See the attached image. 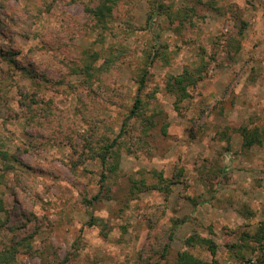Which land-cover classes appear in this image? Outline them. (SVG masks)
I'll list each match as a JSON object with an SVG mask.
<instances>
[{"label": "rangeland", "instance_id": "1", "mask_svg": "<svg viewBox=\"0 0 264 264\" xmlns=\"http://www.w3.org/2000/svg\"><path fill=\"white\" fill-rule=\"evenodd\" d=\"M100 2L0 0V250L33 235L14 264H175L183 251L264 264V0H117L106 29ZM187 68L202 78L178 97L168 76ZM144 76L157 125L128 128L102 187L95 150L121 136Z\"/></svg>", "mask_w": 264, "mask_h": 264}, {"label": "trees", "instance_id": "2", "mask_svg": "<svg viewBox=\"0 0 264 264\" xmlns=\"http://www.w3.org/2000/svg\"><path fill=\"white\" fill-rule=\"evenodd\" d=\"M116 1L117 0H101L100 5L96 9L90 10V13L96 19L97 24L103 29H106L108 27V23L110 22L111 16L113 14ZM155 9L156 8L154 6V8L152 9L153 14L156 12ZM167 16L169 18H176L177 14L173 12H169L167 13ZM150 18L151 20H153L154 18L153 15H151ZM24 23L27 28H31L33 25L31 19H27ZM91 58L94 59L95 56L93 55V57ZM93 68H94L93 66L86 63V67L83 70L86 73V75L90 77L86 79L87 81L86 83L88 84V87H90L91 89L93 87L95 77H98V72L92 73V71L94 70ZM30 72L34 74L32 69L30 70ZM200 72H202V70H198L195 72L187 68L183 71L182 74H179V75L170 74L168 76L170 81L167 83V86L169 87V90L171 91V93L176 94L178 97H180L179 95H181V97L183 98L190 97V95L188 94V88L190 86H195V87L197 86L199 80L202 78V76L200 75ZM144 88H145V76L142 77V79L139 81V89H138L139 94H138V97L136 98V101L134 103L132 110L130 111L129 115L126 117L124 121L121 136L115 139H112V140L109 139L108 141H104L103 143L100 144L99 148H96V150L95 148L92 147L95 151L99 150V152L97 151L96 153L99 155L102 165H103L104 172L101 178L102 187H104V184L107 182L108 172L116 171V169L119 166L117 150L121 145L124 144L123 135L128 133L127 132L129 131L128 128L130 127L133 129L136 126V124L140 121H144L143 125L145 129H150L157 125V122L154 121L153 118L150 119L144 114L146 101L141 98V92L143 91ZM167 127H168L167 125L163 127L162 132L164 133V135L167 134V131H166ZM246 133L244 134V136L246 137V140H245L246 147H249L252 145L253 141L252 139L248 137ZM95 136H97V133ZM130 137L136 141V137L134 135ZM99 138L103 139L101 137ZM92 148L90 147V149ZM2 156L4 159V169L5 170L13 169V166L9 162L10 156L5 153ZM162 184H164V182L159 181L157 185L153 186V189L162 190L163 189ZM169 184L170 182H168L167 184H164L165 190L169 189ZM142 187L145 190L151 188V186L147 185L145 182L142 183ZM103 193L104 192L102 188V191H100L99 194L94 199L99 200L102 198H107L108 196L105 195V193L103 195ZM4 211H5L4 203L3 201L0 200V213ZM4 226L5 225L0 222V228ZM174 235L175 234L172 233L169 236L170 242L174 239ZM32 237L33 235H31L29 238H26L21 243H16L14 246L10 248H5L3 250H0V264H14L16 256L20 252L19 248L21 247L25 246V248L27 249L26 251L31 253L33 251V247L30 242V239ZM170 242L162 247V250H163L161 253L162 260H168V257L171 253V243ZM194 243H200V244L205 245L210 250L212 256L214 258L217 257L218 246L213 241L209 239H205V238H198V239L191 238L187 241V245L189 246L194 245ZM175 264H218V263L217 261L210 262V261L203 260L201 258H197L189 251H183L178 254V258Z\"/></svg>", "mask_w": 264, "mask_h": 264}]
</instances>
